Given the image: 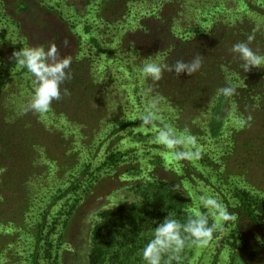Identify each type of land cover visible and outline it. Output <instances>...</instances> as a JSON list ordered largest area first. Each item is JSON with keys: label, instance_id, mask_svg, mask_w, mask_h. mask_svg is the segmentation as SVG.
<instances>
[{"label": "rangeland", "instance_id": "rangeland-1", "mask_svg": "<svg viewBox=\"0 0 264 264\" xmlns=\"http://www.w3.org/2000/svg\"><path fill=\"white\" fill-rule=\"evenodd\" d=\"M9 1L12 13L0 16V50L4 46L8 51L5 44H11V51L17 52L43 40L47 50L46 40L59 35L62 46L72 33L80 37L73 47L81 56L93 51L92 79L97 85L108 82L106 91L72 89L70 98L54 101L48 113H25L34 93V77L16 62L13 67L4 64L0 56V136L6 138L0 148V264H34L36 255L39 264H90L91 233L98 214L136 204L132 181L152 173L167 180L173 171L177 184L184 181L193 214L206 211L196 197L207 189L237 217L222 223L209 246H191L178 263L264 264V68L248 72H254L258 81L243 82L238 98L230 103L229 120L216 138L199 136L198 128H189L199 122L192 119V109L196 111L201 103L192 94L201 75L181 74L180 90L166 81L167 90L161 95L171 97L173 104L167 103L175 108H161L160 116L194 136L201 153L198 160L177 161L162 146L148 143L153 133L141 130V121L125 117L143 111L144 90L137 84L143 76L139 77L140 68H130L132 50L119 45L118 31L103 30L97 19L101 0ZM249 1L239 0L236 8L226 10L239 19L251 12ZM43 5L52 12L42 11ZM135 10L136 28L148 10ZM55 12L63 22L53 16ZM224 12L222 7L210 10L197 27L185 28L181 36L204 32L214 14ZM93 36L100 38L101 48L91 49ZM257 46L250 47L264 55ZM141 85L145 89L154 84ZM157 159L163 168L151 164ZM251 201L254 205L249 209Z\"/></svg>", "mask_w": 264, "mask_h": 264}, {"label": "trees", "instance_id": "trees-1", "mask_svg": "<svg viewBox=\"0 0 264 264\" xmlns=\"http://www.w3.org/2000/svg\"><path fill=\"white\" fill-rule=\"evenodd\" d=\"M238 2L239 0H101L97 19L101 22L103 30L116 29L120 34L119 45L132 50L131 69L134 66L141 68L143 63L151 61L163 62L162 64L172 66L177 60L190 62L193 57L200 55L203 58V65L200 71L194 74L201 75V79H197V92L192 94V97L201 103V107H198L196 111L192 109V119L199 122L194 126L188 125L191 130L196 131L198 128L195 134L199 136L207 135L210 138H216L229 120L230 103L240 94L243 82L246 79L253 84L258 81L254 72L245 73L240 67L242 62L238 57L234 58L230 51L232 46L245 42L249 34L257 31L256 40L249 46L258 44V48L264 49L262 45L264 44V33H261L264 30V21H261L264 17V0L262 2L250 0L248 5L251 12L239 15V19L231 17L227 12V10L236 8ZM1 4V12L5 11V13L0 12V16L9 17L12 13L10 1L3 0ZM21 4L24 7H30L28 3L22 2ZM221 7L225 12L214 14L210 26L204 32L188 37L181 36L182 30L197 27L204 15L210 10ZM39 8L47 13L52 12L44 10L45 5ZM135 8L148 10L147 15L141 19L136 28ZM53 16L63 22V16L59 12L53 13ZM49 25L51 24L44 28L48 29ZM123 29L126 31L122 35L120 31ZM69 36L71 39L68 40L67 47L59 45L61 41L59 35L49 40L60 46L62 55L72 58L70 68L72 78L61 86L60 103L67 101L72 89L78 87V90L83 93L87 89H91L92 92L107 90L108 79L103 80L100 85L96 84V79H92L96 74L93 71V51L91 50L88 56H81L73 47L74 44L79 43L80 37L72 33H69ZM44 41L39 42L38 46L44 47ZM49 41L46 40V45H51ZM101 42L99 37L93 36L90 40L91 49L101 48ZM5 45L8 51L4 46L1 48V59L4 64L13 67L16 62L12 54L14 51H11L13 46ZM231 65L233 69L229 71L228 67ZM142 79V81L137 79V84L142 90L144 89L141 84L146 86L148 82L153 83L151 80H145L144 77ZM166 81L170 84L174 83L178 88L177 85H180L179 82L182 80H179L174 72L165 71L162 80L153 85V93L161 98L160 108H166L169 111L170 108L175 107L168 104L172 103L169 101L171 97L167 95L165 98L161 95L167 90ZM212 82L213 88H210ZM230 85L237 88L236 95L232 97L218 95L219 89ZM65 89L67 94H65ZM176 110L178 111L175 114L179 113L178 107ZM202 113L205 120H202ZM5 139L4 136H0L1 149L5 144L3 143ZM151 164H155V168H163L159 159ZM169 176L167 180H164L163 177L154 176L152 173L148 174L146 179L132 181L129 183L130 191L137 200L136 204L130 207L121 206L118 209L103 210L98 214L99 219L91 233L90 264H145L142 250L152 238L154 229L167 218L168 214H173L174 218L181 223L187 222L193 212L189 208L190 198L184 187V181L180 179L177 184L178 176L174 171ZM253 205L251 201L247 207L251 209ZM190 247V245L186 246L180 256L190 253ZM34 261V264H39L38 255ZM171 264L179 263L178 260H172Z\"/></svg>", "mask_w": 264, "mask_h": 264}, {"label": "clouds", "instance_id": "clouds-1", "mask_svg": "<svg viewBox=\"0 0 264 264\" xmlns=\"http://www.w3.org/2000/svg\"><path fill=\"white\" fill-rule=\"evenodd\" d=\"M255 40L256 32L254 31L247 36L245 42L234 44L230 50L234 58L238 57L242 62L240 67L245 73L252 68H264V55L259 54V50L253 51L249 46ZM68 44V40L62 41L63 47H67ZM13 57L20 68L26 69L34 77V93L24 112L32 111L41 115L48 113L53 101L61 99V86L72 78L71 56L62 55L60 47L57 43H53L47 50L43 46L22 48L14 52ZM202 65L203 58L197 55L190 62L177 60L172 66L155 61L145 62L140 68V73L145 80H151L155 84L162 80L165 71L174 72L178 77L185 73L192 76L200 71ZM236 93L237 88L232 85L218 90V95L224 97H232ZM65 94H67L66 89ZM143 95L145 97L143 111L138 114H126L125 117L141 121V130L153 133L148 143L162 146L171 159L198 160L201 153L197 147L196 138L187 130L178 131L164 122L160 116L161 98L158 94H153L152 87L145 88ZM251 119L248 117L249 121ZM200 193L196 199L199 206L206 211H196L186 223H181L169 213L167 218L154 229L152 238L142 250L145 264H171L172 260L180 259V254L189 245L205 248L213 241L214 233L223 222L237 219L236 215L230 213L216 195L209 194L207 189H201ZM210 218L214 222L210 223Z\"/></svg>", "mask_w": 264, "mask_h": 264}]
</instances>
